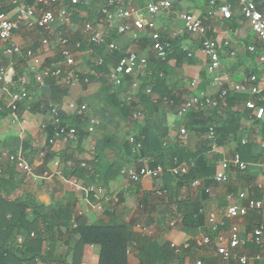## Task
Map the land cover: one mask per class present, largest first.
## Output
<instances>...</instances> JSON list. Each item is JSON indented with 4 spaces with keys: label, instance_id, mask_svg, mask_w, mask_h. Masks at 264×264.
Masks as SVG:
<instances>
[{
    "label": "crops",
    "instance_id": "crops-1",
    "mask_svg": "<svg viewBox=\"0 0 264 264\" xmlns=\"http://www.w3.org/2000/svg\"><path fill=\"white\" fill-rule=\"evenodd\" d=\"M21 1L24 3L25 0ZM100 1L95 3L94 0H87L86 9L84 11L78 9V13L75 14L76 18L72 22L83 17L86 19L85 21L91 20L94 25L98 24L99 26V11L105 5L106 0ZM148 1L150 0H138L137 5L144 9ZM222 1L232 4L231 21H222L220 14L209 7L207 0H185L175 4L169 13L155 18V27L161 38L174 43L171 54L164 61L156 56L149 32L135 33L136 30L131 20L122 23L125 24L126 31L121 35L116 33L117 26L121 24L120 21L109 23L105 21L103 25L101 24L107 43H112L115 47V50L110 53L105 46L94 45L103 48L101 49L105 55L103 60L107 57V70L104 78L113 86L109 92L112 94L115 92L114 101L119 103L118 108L113 106L115 113H111V120H106L107 111H109L111 104L108 99H103L99 95L100 93L94 91L93 88L92 93L90 91L84 92L81 88H67L63 81L70 83L71 87L77 84H72V80L76 77L73 74L72 76L68 73L62 74L61 77L58 76L59 79L52 77L44 80L41 87L35 85L34 74L45 66H48L46 67L48 69L52 68V70L59 68L63 72L69 71L74 66L67 68L61 57L60 62L54 63L55 54L40 44V32L30 31L22 27L14 34L13 41L20 45L23 50H32L33 58L38 63L35 64L33 58H11L14 65L7 69L8 73L12 75L13 80H17L19 77L26 78L28 85L25 87L24 102L18 107L16 117H13L8 109V95L5 92L1 94L0 150L10 154H17L15 153L17 150L23 151L26 156L28 152L34 151L33 147L38 144L39 150L44 151V153L34 151V157L32 158L33 155L28 157L29 164L33 167L36 175L43 173L44 176H49L43 181V187L40 190L42 193H20V196L24 195V198L28 197L29 200L46 208L45 218L36 219L39 228L56 227L59 207H67L70 210L73 229L77 227L76 221L78 220L87 226L107 225L112 222L117 225L127 224L130 226L133 235L131 244L127 247L128 264H139V249L147 239L158 245H170V243L182 245L192 238L207 235L212 238L210 246L200 250L191 248L178 257L173 255L170 264H193L196 261H201L202 264H219L218 244L215 241L216 234L211 233L210 226L206 222L207 216L211 213L217 215L219 222H222L220 233L223 236L227 237L230 228L237 226L241 238L246 240L250 238L253 230L262 220L261 216L250 213L244 219H229L226 218L225 209L228 204L227 196L236 195L238 192H246L247 196L251 198H256L259 195V199L264 200V190H257L255 187L258 183L264 185V173L260 170V165L264 164V151L258 145L262 134H264V127L252 121L249 112L244 107L245 102L254 97L248 94H234L232 86L251 74L260 75V65L256 57L248 52V47L255 43V37L249 23L240 14L239 6L232 0H217L219 3ZM91 3L95 7L93 10ZM130 4V0L124 1V6ZM0 8L9 18L14 19L16 16L14 9L9 6L8 0H0ZM181 13H190L206 19L205 25L209 29L206 38L216 41L218 45L220 68L217 74L222 79L221 85L214 84L212 76L207 72L209 59L200 48L202 37L188 34L183 30V23L179 18ZM72 22L69 26L61 25L54 28V31H64V28L70 29L69 31H76L72 28ZM82 37L87 42L83 35ZM146 38L149 40V44ZM87 44L93 45L88 42ZM4 48L5 46L0 43V65L8 67L9 58L4 55ZM184 49L191 53V57H187L188 52L186 53ZM57 51L59 54V48ZM128 52H135L145 60L140 73L137 75L139 90L132 89L129 77H121L118 82H109L108 79L109 73L118 61L116 54L122 57ZM158 80L162 83L161 86L157 87L158 93L152 89V95L145 94V89L154 87ZM259 85L264 88L263 79L259 81ZM224 90L228 93L224 99H220L219 94ZM69 92L75 93V96L71 97ZM192 96H209L217 105L215 108L205 111L181 115L178 110L179 104ZM234 96L243 100L239 98L230 102L229 99ZM92 97L101 99L102 102L100 101L99 104V112L94 111V114L89 112L87 116L98 117L100 127L97 126L92 132H88L89 122L94 118L76 123L74 119L76 114L69 110L68 105L71 103L86 105L84 101L90 102L89 99ZM135 97L138 99L135 100ZM162 97L168 98L171 104L162 102L159 99ZM95 98H93L94 102ZM147 98L150 100H146ZM47 102L56 103L62 109V116H65L64 120L71 124L75 122L79 128H77V141L61 146L60 150L50 147L47 132L41 128L43 124L49 121L45 110ZM140 103L145 110L143 111L145 116L147 114L148 118L141 122L137 129L133 128L136 137H132L142 144V149L133 153L125 135L128 130L124 128L123 124L124 112L127 109L124 108V105H128L131 117V114L137 111L133 109L139 107ZM2 113L4 116H1ZM113 122H115L114 126L107 124ZM210 128H214L213 140L217 134L219 139L216 143L207 144L213 141L207 139ZM181 130H186L187 136L181 134ZM51 137L52 135L49 139ZM107 140L109 143H106ZM243 140L246 142L245 145L241 144ZM205 142L207 144L205 153L214 158L217 155L215 173L222 161L230 159L235 153L241 156V146H249V151L245 152L244 156L257 158L252 162L242 160L249 165L248 173H232L227 183L212 184L205 189L206 197L202 195L203 180H196L197 183L194 184L195 181L187 182L184 180V176L169 173L167 176L156 180L142 179L131 182L120 174L123 167L129 166L138 171L142 166L151 167L157 161L166 170L172 169V161L175 158H171L173 151L194 153ZM141 150L145 151L144 156L141 155ZM40 153L44 154L43 158L40 157ZM56 158H59V167H55L53 164ZM68 162L74 163L75 169L67 168ZM80 162L92 166L93 172L87 173L78 167ZM112 165L117 168L109 170ZM77 170H80L83 179H76L83 186H102L104 188L108 201L102 205L101 211L96 209L97 200L92 193L77 192L72 189L69 177L75 178V176H70V173ZM58 171L61 175L57 176ZM66 173L69 176H65ZM96 179L99 182H96ZM162 189H165L167 194L163 197L155 196V193ZM235 203L240 204L239 201H235ZM194 209H197L202 217L203 224L197 229L182 228L180 222L183 213ZM26 212L27 218L32 221L34 215L31 210L28 209ZM171 222L175 224L174 227H170ZM64 231L63 228L58 230L50 242V246L46 241L41 242L40 253L47 256L48 259L44 261L37 259L35 264H49L46 261L57 258L62 259V262L73 264L75 260L73 248L77 244L79 235H73L70 238V231L67 235ZM31 234L34 235L33 232ZM262 249L264 252V245ZM255 251L256 248L246 242L238 250V254L252 257ZM99 254L100 247L98 245H84L79 257L76 258V262L77 264H98ZM249 264L264 263L250 260Z\"/></svg>",
    "mask_w": 264,
    "mask_h": 264
},
{
    "label": "built area",
    "instance_id": "built-area-1",
    "mask_svg": "<svg viewBox=\"0 0 264 264\" xmlns=\"http://www.w3.org/2000/svg\"><path fill=\"white\" fill-rule=\"evenodd\" d=\"M125 0H106L105 5L100 9V23L94 25V23L85 21L82 25V35L85 37L89 44L96 46H105L106 49L112 53L115 47L112 43H107L104 31H102L103 22L120 21L121 24L117 26L116 33L121 35L126 31L125 24H122L128 20L132 21L133 27L136 30L135 33L142 34L143 32H149V37L153 44V48L156 56L161 61H164L166 57L172 52V45L170 42L161 38L159 31L155 27V18L159 15L169 13L173 6L177 3H182L185 0H150L146 3L145 8L142 9L137 5L138 0H130L129 6H124ZM235 4L239 6L240 14L243 19L247 21L251 27V30L255 37V43L248 47V52L256 57L258 64L260 65V75L251 74L243 81L236 83L232 86V92L234 94H248L254 97L245 102V109L249 112L252 121L261 124L264 127V88H261L259 81L264 80V0H233ZM209 7L216 10L222 21H229L232 18V4L227 1L217 2V0H207ZM9 6L15 11L14 19H11L0 8V43L5 46L4 55L9 58L8 67L6 65H0V97L5 92L9 97L8 109L13 117H16L18 107L22 105L25 99V87L28 85V81L24 77H19L17 80L12 79L7 71L14 65L11 60L12 57H21L26 59H32L34 53L32 50H23L20 45L13 41L14 34L22 27L34 31L40 32L45 35L40 40L42 46L49 45V41L53 38L54 43L59 48V54L63 61V64L68 67L75 65L73 54L69 51V40L62 35H59L54 31V28L59 26H69L72 22L75 14L78 13L76 5L79 4V0H67L65 4L60 0H32V3L25 5L21 0H8ZM180 20L183 23V30L191 35L201 36V50L208 56L209 63L207 72L212 76L213 82L216 85H221L222 79L217 74L220 68V61L218 57V45L216 41L206 38V34L209 31L205 25L206 19L200 16H195L190 13H181L179 15ZM102 24V25H101ZM148 30V31H147ZM80 45L77 43L76 48ZM184 51L187 53L186 49ZM187 57H191V53H187ZM35 58H33L34 60ZM37 64V60H34ZM145 60L139 57L135 52H128L120 57L117 63L113 66V70L109 73V82H118L121 77H129L131 79L132 89L139 90L140 85L137 82V75L140 73ZM96 65L102 66L103 61H97ZM33 70V68H32ZM61 75V69L54 70L46 69L42 73L36 72L33 76L35 85L41 87L43 85L44 78L47 76L58 77ZM72 76V74H70ZM71 78V77H70ZM77 78V77H76ZM78 80V79H77ZM73 79L72 84L78 83ZM87 82V79H84ZM227 91H221L219 94L220 99H224L227 95ZM145 94L152 95V89H145ZM164 103H170L166 97L159 98ZM216 102L209 96H192L187 100L181 102L178 106L179 113L186 115L190 112H201L207 109L216 107ZM70 111L78 116H82L86 110V105H76L71 103L68 105ZM46 114L48 115L49 124H43L42 130H46L48 125L52 127V137L48 139V144L52 149H59L63 145L72 144L77 141V133L74 127L63 124L62 122V109L53 102H47L45 104ZM143 117V114L139 111H134L131 114L133 120H138ZM97 121L92 119L89 122L88 132H92L97 126ZM208 140L214 138V128L209 129ZM258 132V131H257ZM181 134H185L184 130L180 131ZM128 143L132 147L133 153L139 152L142 149V144L134 137L128 138ZM242 145L246 142L241 141ZM259 148L264 151V134H262L259 142ZM58 150V151H59ZM40 157L43 158L44 154L40 153ZM9 162L14 168L22 175L27 177L32 176L31 166L24 161L19 154H10L7 151L0 150V173L2 172V166L5 162ZM173 168L166 170L161 165L150 167L148 165L142 166L138 171L126 166L123 167L120 174L127 178L131 182H137L142 179L156 180L159 179L165 172L185 176L188 174L193 163L181 162L178 158H174ZM55 167H59L60 163L56 158L53 162ZM78 167L87 173L93 172V167L87 163L80 162ZM249 165L240 159L238 153L233 154L230 159H226L220 163L219 169L214 175V181L216 183L224 184L229 181L232 173H246ZM67 168L75 169V164L72 162L67 163ZM260 170L264 173V164L260 165ZM56 175H61L60 171ZM69 182L74 191L92 193L97 200L96 209L101 211L102 205L108 201L105 196V190L102 186H83L76 178L69 177ZM197 181L194 182L196 184ZM257 190H264V185L258 183ZM166 190L162 189L155 193L157 197L165 196ZM235 201H239L240 204H236ZM100 202V203H99ZM227 207L225 209L226 218L229 219H244L250 213H256L261 216L262 220L258 226L253 230L249 239H243L240 236L239 228L232 226L230 228L228 236H223L220 233V227L222 222H219L217 215L211 213L207 216L206 222L210 226L211 233L216 234L215 241L217 245V253L219 255V264H249V261H256L264 263L263 249V235H264V200L256 199L247 196L246 192H238L236 195L230 194L227 196ZM174 223H170V227H174ZM30 234V237H33ZM23 239L17 238V243L21 244ZM246 242H249L256 248L252 257L245 255H239L238 250L242 248ZM212 243L211 236L192 238L190 241L176 245L170 243V249L173 251L175 257L180 256L184 251H188L191 248L203 249L210 246ZM61 264H69L63 262ZM173 264V263H172ZM182 264V263H175ZM193 264H202L201 261H196Z\"/></svg>",
    "mask_w": 264,
    "mask_h": 264
},
{
    "label": "trees",
    "instance_id": "trees-1",
    "mask_svg": "<svg viewBox=\"0 0 264 264\" xmlns=\"http://www.w3.org/2000/svg\"><path fill=\"white\" fill-rule=\"evenodd\" d=\"M23 2L25 5H29L32 3V0H25ZM232 2L234 1L232 0ZM76 8H82L80 3L76 5ZM75 18L76 15L72 20H75ZM69 41L71 45H74L76 39H73L72 37L71 40L69 39ZM146 41L149 44V40L147 38ZM170 43L171 45L174 44L173 42ZM81 46L83 49L85 48V44H81ZM88 46L94 50L103 49L94 45ZM116 55L118 60L121 56L119 54ZM106 56L108 55L106 54ZM161 63L163 64V62ZM106 66L107 57H105L104 63L101 68H104ZM62 74L64 75V72H61V75ZM154 85L155 86L151 87V89H153L154 92L158 93L157 87L161 86L162 83L158 80V82ZM143 91L144 90L142 89V92ZM239 98L240 97L234 96L232 99H229V101L231 102L232 100ZM240 99L243 100L242 98ZM121 109L122 108L120 107V110ZM1 116H4V113H2ZM61 118L63 124L74 127L76 133H78L77 130L79 128L77 127V124H75V122L71 124L65 121L63 116H61ZM74 119L76 120V123H80L83 120L78 115H75ZM46 132L47 139H49L53 132L52 127L48 125ZM145 138H147V136H145ZM218 139L219 137L217 134V136L215 135V140L207 144L216 143ZM106 143H109V141L107 140ZM207 144L205 142L202 147L194 153H189L187 151H173L171 153V158L176 157L179 161L193 163V167H191L188 174L184 176V180H186L187 182L203 180V197L207 196L205 189L216 183L214 181V175L217 155L214 158L209 157L205 153ZM241 149V152L243 153H241L240 156L241 160L252 162L257 158L248 155L244 156V153L249 151L248 145L241 146ZM140 153L142 156H144L145 151L141 150ZM158 162L159 161L154 162L151 167L160 165ZM116 168V166L112 165L111 167H109V170H113ZM167 174L169 173L165 172L160 178H162L163 176H167ZM65 176H69V174L66 173ZM70 176H75V178L77 179H83L80 170L71 172ZM17 180L18 174L14 172V166L6 161L3 164L2 172L0 173V264H35V261L37 259L41 261L47 260L48 257L43 256L40 253L41 242L46 241L50 246V242L53 240L54 236L58 233V230L60 228H63L65 230L64 233L66 235L68 231H70V238L73 237V235H79L77 244L73 248L75 257L73 264H77L76 258L79 257L81 249L84 245H98L100 247L98 264H128L127 247L130 246V242L133 236L129 225H117L112 222L107 225L98 224L87 226L84 223L78 222V220L76 221L77 227L73 229L70 210L67 207H59L56 220L57 229L56 227L53 228L48 226L41 229L38 227L37 220H41V217L43 218L44 216H46V208H44L40 204L35 203L32 200L28 199L23 201L17 196L15 197V195L17 194L16 192L19 191V183ZM19 181L21 182V180ZM256 198L259 199V195ZM28 209H30L31 213L34 215V219L32 221L27 218L26 211ZM202 224L203 220L200 214L197 212V209L184 212L181 217L180 225L182 228L197 229ZM32 232L34 233V237H30V234ZM18 237H21L23 239L21 244L17 243ZM138 254L139 264H170L173 256V251L170 249L169 244L158 245L155 242L147 239L144 241V243H142ZM49 260L50 261H46L49 264L63 263V260H60L58 258L56 260Z\"/></svg>",
    "mask_w": 264,
    "mask_h": 264
},
{
    "label": "rangeland",
    "instance_id": "rangeland-1",
    "mask_svg": "<svg viewBox=\"0 0 264 264\" xmlns=\"http://www.w3.org/2000/svg\"><path fill=\"white\" fill-rule=\"evenodd\" d=\"M60 1H61V3L65 4L67 0H60ZM86 1L87 0H79V3L81 5V7H82V8H79L80 10L84 11V9H86V7H87ZM94 1H96L95 3L101 2L100 0H94ZM93 6H94L93 3H91L92 10L95 9V7H93ZM85 20H86L85 18H83V17L81 18L80 17L76 21L72 22V24H73L72 28L76 29V31H69L70 29H68V28H64V31H56V32L64 35L68 40L69 39L71 40V38L73 37V39H76L75 44L76 43L80 44V48L79 49H77L75 47V44L74 45L69 44V51L71 52V54L74 55L75 65H74V67L72 69H69V71H64V74L68 73V74H73L74 76H76L78 78V83L76 85H74L73 87H71L70 83H67L65 81H63V82L67 86V88L68 87L71 88V89H79V88H81V90L84 91V92L85 91H87V92L90 91V93H92V88H93L94 91H96L97 93H100L99 95L103 99L104 98H105V100L108 99V101L111 104V106L109 108V111H107L108 117H106V120H111L112 119L111 113L112 112H113V114L115 113V108H118L119 103H116V101H114L115 100L114 96H116L115 92H114V94L110 93L111 89H113V86L110 83H108V81L104 78L105 77V75H104L105 71L107 70L106 67H104V68L100 67L99 68V67H97L95 65V63L97 61L103 60V56H104L103 55V51L100 50V49L99 50L91 49L88 46L87 42H85L83 40L81 28H82V25H83ZM89 21L93 22L91 20H89ZM39 35H40L41 38L45 37V35H43V33H39ZM25 36H27V35H25ZM81 44L82 45L85 44V48L84 49L82 48ZM44 48H46L48 51H51V52H53L55 54L56 59H55L54 63H58V62L61 61L60 56H59L58 51H57L58 47L54 43L53 38L49 41V45L44 46ZM43 50H45V49H43ZM103 62H104V60H103ZM56 66H58V65H56ZM46 67H48V66H45V67L41 68L38 71V73H42L44 70L48 69ZM50 70H52V68ZM61 72L63 73V71H61ZM76 77H75V79H77ZM50 78H52V76H47V77L44 78V80H47V79H50ZM57 78L59 79V77H57ZM84 79H87L88 82L84 83L83 82ZM103 81H104V83H103ZM76 87H78V88H76ZM97 93H95V94H97ZM69 94H70L71 97L75 96L74 95L75 93L71 94L69 92ZM41 95L44 96L43 94H41ZM76 95H77V93H76ZM136 97H135V100L138 99ZM93 98H95V97H92L91 99H89L90 102L84 101V103L87 105V110L84 113V115H82L83 116L82 119L84 121H87L89 118H94L97 121V123H98L97 126L100 127V122H98V120H97V119H99L98 117H94V116L88 117L87 116V114L89 115V112H91L93 114H94V111L99 112L98 109H99V104H100L101 99L95 98L94 99L95 102H94ZM146 100H150V99L147 98ZM125 107L127 108L126 111H125L126 113L124 112L125 117L124 118L122 117V118L124 120V123H123L124 124V128H126L128 130L127 134H125L126 138L128 139L130 136H135L136 137V135L134 133L135 130H133V128L137 129L139 127L140 123L148 118L147 117L148 115L146 114V116H145V113L143 112L145 110L141 107V103H140V106L134 108L133 110H137V111L141 112L143 114V117L141 119H138V120H133L130 117L128 105L125 104L124 108ZM41 109L44 110L42 107H41ZM63 117H65V116L63 115ZM106 122H108V121H106ZM47 123H49V121ZM107 124L109 126H114L115 122L107 123ZM183 135L187 136L186 130H185V134H183ZM29 147L31 148V146H29ZM39 148L40 147L38 146V144H36L33 147L34 151H38V153L39 152H43L44 153V151H40ZM34 151L32 150V151L28 152L26 154V156H25L23 151H18L17 150L15 153L19 154L24 159V161L29 164V158L28 157L33 155L32 156V158H33L34 157ZM55 157H57V156H55ZM31 168H32V176H30V177L22 175L19 171L14 169V172L16 174H18V180L17 181L19 183V191L16 192L17 193V197L22 199V200H24V199L28 200V197L24 198V195L20 196V193H42V192H40V190L43 187L42 186L43 185V181H45L46 178H49L48 175L44 176L43 173L36 175L32 166H31ZM19 180H21V182ZM95 181L99 182V181H97V179ZM31 182H32V184L29 185V183H31ZM85 186L87 187V185H85ZM15 197H16V195H15Z\"/></svg>",
    "mask_w": 264,
    "mask_h": 264
}]
</instances>
